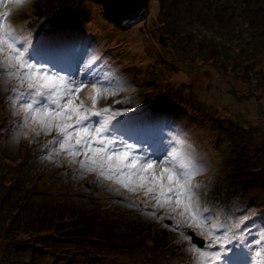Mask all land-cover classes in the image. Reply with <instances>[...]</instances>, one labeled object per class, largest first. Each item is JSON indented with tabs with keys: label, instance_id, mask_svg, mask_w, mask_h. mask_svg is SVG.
<instances>
[{
	"label": "rangeland",
	"instance_id": "1",
	"mask_svg": "<svg viewBox=\"0 0 264 264\" xmlns=\"http://www.w3.org/2000/svg\"><path fill=\"white\" fill-rule=\"evenodd\" d=\"M65 2H9L0 11L34 37L39 62L71 65L74 74L101 58L95 71L117 77L124 90L100 106L118 99L113 107L133 108L117 131L154 147L179 134L202 168L201 202L208 206V195L221 220L264 217V0H148V15L127 27L96 0H69L73 11L58 18ZM75 31L86 36L80 44ZM11 86L0 80V264H195L168 222L129 206L140 194L80 175L64 155L43 158L55 133L17 138L19 117L5 99ZM244 172L252 179L239 184L238 200L229 176Z\"/></svg>",
	"mask_w": 264,
	"mask_h": 264
},
{
	"label": "snow or ice",
	"instance_id": "2",
	"mask_svg": "<svg viewBox=\"0 0 264 264\" xmlns=\"http://www.w3.org/2000/svg\"><path fill=\"white\" fill-rule=\"evenodd\" d=\"M9 2L25 0H0V7ZM9 15L0 11V80L12 85L5 99L19 117L12 125L17 138L55 133L42 146L43 158L64 155L79 164L80 175L95 173L97 181L140 194L129 206L167 221L164 226L179 234L178 242H187L195 264H264V217L241 212L221 220L219 212L203 205L196 182L202 168L179 134L154 147L150 138L133 141L117 131L116 121L133 108L113 107L118 99L100 106L124 90L117 77L95 71L101 58L83 63L74 74L39 62L32 56L34 37L17 31Z\"/></svg>",
	"mask_w": 264,
	"mask_h": 264
},
{
	"label": "water",
	"instance_id": "3",
	"mask_svg": "<svg viewBox=\"0 0 264 264\" xmlns=\"http://www.w3.org/2000/svg\"><path fill=\"white\" fill-rule=\"evenodd\" d=\"M106 15L122 27L130 26L149 13L148 0H96ZM166 45L165 41H162ZM167 222V221H166ZM188 231V230H187Z\"/></svg>",
	"mask_w": 264,
	"mask_h": 264
},
{
	"label": "trees",
	"instance_id": "4",
	"mask_svg": "<svg viewBox=\"0 0 264 264\" xmlns=\"http://www.w3.org/2000/svg\"><path fill=\"white\" fill-rule=\"evenodd\" d=\"M68 2H65V4L66 5H60L59 6V9H57L56 10V12H58V15H59V17L58 18H63V17H65V15H67V14H69V11L70 12H72L73 11V9H74V7H75V5L74 6H71V7H69L68 6V4H69V0H67ZM70 5V4H69ZM58 18H57V21H58ZM57 29H55V30H53V31H56ZM54 33V32H53ZM41 38H43V37H41ZM79 61V59H77V62ZM73 69H74V67H71V65L69 66H63L62 68H61V70L63 71V72H66V73H68V71L69 72H72L73 71ZM70 74V73H69ZM123 120H121L118 124H120L121 126L122 125H125V122H122ZM143 130L141 131V132H144V131H146L147 130V128H142ZM126 135H128V134H126ZM256 168H254V170H255ZM250 172V171H249ZM247 173L248 172H244V173H239V174H241V175H239V174H236L235 176L233 175V176H229L230 177V179L231 178H233V179H235V181H237V183H238V185H236L235 187H233L232 188V191H238L239 192V184H243V183H248V181H251V174H249V175H247ZM247 177H246V176ZM239 194H240V192H239ZM241 196V194L239 195V197H238V200H242V198L240 197ZM247 198H249V196H247ZM246 198V199H247ZM206 205H208V207H210V208H212L213 210H215V206H214V202L213 201H211L210 200V197L208 196V195H206ZM243 200H245L244 198H243ZM213 202V203H212ZM135 210H137V209H135ZM188 230V229H187ZM174 235H175V238H177L178 236H177V234H176V232L174 233ZM175 253H177V254H179L180 256H181V249L180 250H178V251H175ZM181 258H182V256H181Z\"/></svg>",
	"mask_w": 264,
	"mask_h": 264
},
{
	"label": "bare ground",
	"instance_id": "5",
	"mask_svg": "<svg viewBox=\"0 0 264 264\" xmlns=\"http://www.w3.org/2000/svg\"><path fill=\"white\" fill-rule=\"evenodd\" d=\"M11 19V18H10ZM79 31V30H78ZM78 31H75L74 32V35L77 37V38H72V42L75 43V44H80L82 42V40L86 37V36H82L81 33L79 34ZM62 32V31H61ZM81 38V40H80ZM42 38H40L37 43L41 40ZM60 40V38H59ZM47 46L49 47V49L52 51L53 50V46L55 44V41H52V42H47L46 43ZM185 72H179L178 74H176L177 77H182L184 75Z\"/></svg>",
	"mask_w": 264,
	"mask_h": 264
}]
</instances>
